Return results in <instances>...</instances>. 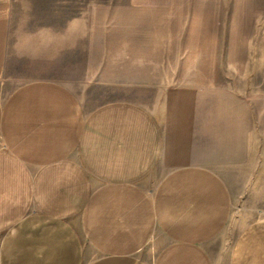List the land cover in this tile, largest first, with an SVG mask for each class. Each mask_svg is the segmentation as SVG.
<instances>
[{
    "label": "crops",
    "instance_id": "obj_1",
    "mask_svg": "<svg viewBox=\"0 0 264 264\" xmlns=\"http://www.w3.org/2000/svg\"><path fill=\"white\" fill-rule=\"evenodd\" d=\"M15 1L0 0L5 46ZM66 80L34 75L0 96V264H264L248 177L264 154L245 123L168 142L161 102L88 109ZM189 143L207 161H182Z\"/></svg>",
    "mask_w": 264,
    "mask_h": 264
},
{
    "label": "rangeland",
    "instance_id": "obj_2",
    "mask_svg": "<svg viewBox=\"0 0 264 264\" xmlns=\"http://www.w3.org/2000/svg\"><path fill=\"white\" fill-rule=\"evenodd\" d=\"M4 36L0 29V96L51 75L88 109L161 102L168 142L180 132L189 142L192 127L206 139L245 123L264 154V0H16L6 46ZM204 153L189 143L182 161H207ZM248 177L261 187L252 201L264 202V168Z\"/></svg>",
    "mask_w": 264,
    "mask_h": 264
}]
</instances>
